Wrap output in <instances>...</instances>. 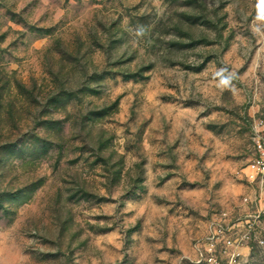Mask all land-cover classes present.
<instances>
[{"label":"rangeland","instance_id":"obj_1","mask_svg":"<svg viewBox=\"0 0 264 264\" xmlns=\"http://www.w3.org/2000/svg\"><path fill=\"white\" fill-rule=\"evenodd\" d=\"M258 139L264 0H0V264H201Z\"/></svg>","mask_w":264,"mask_h":264},{"label":"built area","instance_id":"obj_2","mask_svg":"<svg viewBox=\"0 0 264 264\" xmlns=\"http://www.w3.org/2000/svg\"><path fill=\"white\" fill-rule=\"evenodd\" d=\"M258 156L248 166L247 177L264 184V142L256 141ZM264 215V213H263ZM260 215L246 221L221 218L213 223L204 243L201 264H244L246 255L254 248H264V226Z\"/></svg>","mask_w":264,"mask_h":264}]
</instances>
